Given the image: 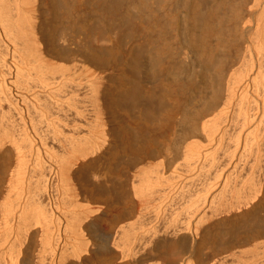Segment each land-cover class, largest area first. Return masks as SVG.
Instances as JSON below:
<instances>
[{"label":"bare ground","instance_id":"1","mask_svg":"<svg viewBox=\"0 0 264 264\" xmlns=\"http://www.w3.org/2000/svg\"><path fill=\"white\" fill-rule=\"evenodd\" d=\"M246 1L201 0L192 22L208 61ZM45 3L0 0V264H204L206 245L210 264H264V0L244 10L258 13L252 37L239 42L238 67L228 75L206 62V88L189 102L177 92L204 80L183 79L157 38L134 57L141 79L129 87L119 77L113 89L87 65L63 66L42 33ZM102 50L89 55L98 61ZM119 108L127 126L115 122ZM167 126L197 142L177 143L175 156L131 175L154 130ZM93 167L100 178H90ZM124 214L137 222L119 225ZM225 235L251 243L248 255L215 258Z\"/></svg>","mask_w":264,"mask_h":264},{"label":"rangeland","instance_id":"2","mask_svg":"<svg viewBox=\"0 0 264 264\" xmlns=\"http://www.w3.org/2000/svg\"><path fill=\"white\" fill-rule=\"evenodd\" d=\"M44 1H46V5L42 8L41 28L49 49L52 53H54L53 56H55V60L58 62L63 60L60 62H63V64L65 62V65L63 66L67 65L68 68L69 65L70 67L72 66V63H74V66L71 68H74L77 64L74 68L75 70L79 69L80 66L81 68H84L86 65V67H89L92 70H100L102 76L105 77V80L108 83H111L110 86L113 89H116V82L119 77H122L124 81L126 78L128 79V81H125L127 87L132 85L133 80L135 81V79H141V77H136L141 74L135 73L138 72L135 68V58H137L140 53H143L144 49L148 47L147 45L150 43L148 41L153 42L156 38L163 41L165 46H167V52L165 55L167 56L168 61H170L169 63H172L174 67L179 69L180 76L183 77V79L187 78L189 80H199V78H201V80H204L205 82V76H203L204 73L200 75V71L203 70L201 68L202 66L204 67L206 62L209 68L222 65L224 72L229 75L239 65V62L237 61V56L239 55V42L242 39L247 40V38L252 37V32L247 31V28L248 26L252 27V29L255 28V21L258 13L255 10H253L252 14L246 12V9H249L250 5V0H247V4L244 6L245 8L241 11L242 14L240 13L241 15L239 20H236L235 22L233 19L226 20L224 22L222 34L224 38H227V43H225L222 47H217L213 57L211 58L213 60L208 61L205 56V54H207L205 51L207 48L204 49L203 44L200 43L202 33V28L200 27L201 24L196 23L195 21L192 22L195 14L201 12L202 10V6L200 5V3H202L201 0H199V2H197L198 0H191L189 3H184V0H146V6L141 5V0H66V6H60V9L59 5L62 4L59 0H56L59 3L55 0ZM206 1H209L210 3L211 0ZM52 2L54 5L57 3L59 4L56 5L59 9L56 13L59 15L57 18L54 17L52 13ZM63 7L65 11L63 10ZM244 10L246 11L244 12ZM43 13L46 15H43ZM234 26H236V28ZM234 29H238L236 32H239V29H243V33L241 34L237 32L239 35L241 34L238 36ZM103 47V59L100 58L98 61L92 59L89 55L90 50L96 48L98 51H101V48ZM105 48H107V51H105ZM53 49L55 50L53 51ZM57 56L62 57L58 58ZM184 56L185 61L187 60L186 63L184 62ZM204 82H202L200 84L202 86H199L197 89L192 88L185 94L177 92L176 96L183 98L184 100H188V102L191 101L190 98H199L200 94L198 93L202 92V89L206 88V82ZM139 102L141 105L144 104L143 101V103L141 101ZM192 109L196 110V108ZM131 111L136 110L135 108H132ZM126 120L127 119L123 116L122 110H120L116 115L115 122L117 124L122 123V125L127 126L129 121L127 122ZM157 130L158 129H155L152 134V138L154 137L156 140L155 143L153 142L155 141L154 138L152 139L151 148H154L153 151L152 149L150 151L152 156L147 154L142 158V160L134 162L129 169L131 175L136 174L151 163L162 162L166 156L170 158L175 156V152H171L173 147V149H175V147L178 149L179 145L182 147L183 144H186L185 142L192 140V142H197L196 138H198L196 133H193V135L188 133L186 134L187 136L184 135L185 137H182L180 132L178 130H174L172 126L171 128L170 126L169 128L167 126L162 130H158L159 132L162 131L160 134ZM164 131L165 133H163ZM155 133H157V135H155ZM181 137L183 140L180 139ZM172 142H176V144L174 143L176 146ZM169 146L172 147L170 148ZM176 149L173 151H176ZM154 150L156 151L155 153ZM152 152L154 154H152ZM166 152L169 155H167ZM171 153L174 155H171ZM155 154L157 156H155ZM177 158L181 161L180 156L174 157L176 160ZM179 160H177V162L174 160L173 164L176 165L175 163H178ZM92 169H94V167L90 170L92 173L90 178H100L101 176L99 172L97 175V171ZM215 189L216 188H214V190ZM97 190L100 191L101 189L99 190V188H97ZM217 192L218 191L215 193ZM215 193H213V195ZM115 195L118 197L117 191H113L112 197ZM215 200H217V198H215ZM260 209L262 210H258L259 212L257 215H259V218L262 219L264 215L262 214V212L264 213V206ZM104 221L100 222L99 226L102 227L105 225L106 220ZM130 221L131 223L133 221L137 222V214H124L118 220V223H120L119 225H127L130 224L128 223ZM38 238L40 239V236H38ZM232 240L233 239L229 235L224 236V240L220 243L224 248L218 243L222 249L220 248L221 250L219 249L214 252L215 258L217 256H224L228 253H233L234 256H232V258H236L235 255L238 256L240 254L244 257L248 255V251L252 248L251 243L246 244V242H236L235 240L232 242ZM227 241L232 243L227 245ZM225 242H227L226 245ZM171 251L172 250H169V254ZM212 254V246L206 245L202 251L204 264H210L212 261V257L210 255Z\"/></svg>","mask_w":264,"mask_h":264}]
</instances>
